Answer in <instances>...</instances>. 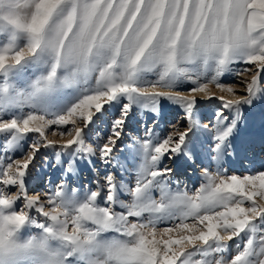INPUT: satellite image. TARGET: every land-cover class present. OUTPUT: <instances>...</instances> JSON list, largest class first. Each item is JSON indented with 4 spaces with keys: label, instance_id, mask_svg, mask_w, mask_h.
I'll return each mask as SVG.
<instances>
[{
    "label": "snow or ice",
    "instance_id": "1",
    "mask_svg": "<svg viewBox=\"0 0 264 264\" xmlns=\"http://www.w3.org/2000/svg\"><path fill=\"white\" fill-rule=\"evenodd\" d=\"M0 34L6 37L0 43V73L45 54L51 60L47 75L34 82L25 98L29 102L46 104L58 89L81 79L87 83L96 74L94 86L54 118L29 112L3 119L5 109L22 101L9 88L0 89V133L11 132L14 139L38 134L22 159L0 157V264H73V258L83 264H264V171L241 177L203 170L206 182L195 194L165 189L171 169L156 165L181 150L190 127L170 133L151 148L144 142L145 162L129 189L132 202L120 203L124 212L114 210L117 184L111 174L106 177V206L97 203L99 191L79 205L63 191L52 192L45 203L39 195H28L24 180L42 147L76 145L74 158L86 159L98 151L101 160L110 162L134 104L155 111L157 98L165 97L179 101L190 113L198 95L218 98L225 108L250 102L264 73V0H0ZM21 37L24 44L19 43ZM237 61L255 65L246 95L218 82ZM198 62H214L212 77L187 93L174 90V80L187 71L184 66ZM58 69L66 75L58 77ZM153 69L158 79L138 86L137 74ZM210 84L226 95L216 96ZM121 97L127 102L113 119L107 141L96 148L85 145L83 129L105 105ZM233 110L235 116L225 127L215 131L213 125L217 148L240 118L238 108ZM53 125L62 129L61 138L71 125L66 133L70 138L60 144L49 140L46 133ZM67 170H72L71 162ZM13 187L14 195L8 191ZM157 187L159 200L151 194ZM21 197L25 204L17 211ZM33 208L44 222L32 218ZM145 213L152 217L147 223L142 221ZM165 220L179 222L158 229L157 223ZM29 225L41 232L22 239L21 231ZM108 232L119 238H104ZM242 232L248 235L242 250L230 260L216 259ZM50 241L60 242V247L50 246Z\"/></svg>",
    "mask_w": 264,
    "mask_h": 264
},
{
    "label": "rangeland",
    "instance_id": "2",
    "mask_svg": "<svg viewBox=\"0 0 264 264\" xmlns=\"http://www.w3.org/2000/svg\"><path fill=\"white\" fill-rule=\"evenodd\" d=\"M5 40L6 37L0 34V43ZM19 43L24 44L25 39L21 37ZM50 66L51 60L45 54L39 60L30 59L26 64L11 69L7 74L0 73V89L9 88L18 94L22 101L17 106L5 109L3 119L19 118L29 112H38L48 118H54L66 112L78 101L85 89H91L95 84L96 74L93 73L87 83L81 79L58 89L46 104L36 100L27 101L25 98L32 92V85L41 76L47 75ZM184 67L187 69L185 75L178 76L173 82V87L176 91L187 93L188 90L195 88L197 83L207 82L214 73L215 65L214 62H209L207 66L203 62H198ZM255 70V65L237 61L230 65V70L226 71L218 82L225 86H234L237 95H246L244 89L250 82L251 75L255 74ZM65 75L64 69L57 70L58 77L62 78ZM156 79H158L157 70H142L137 74V85L143 86L144 82ZM209 87L216 96L226 95L215 84H210ZM126 102L121 97L118 101L105 105L104 109L93 117L89 126L83 129L82 142L94 148L103 145L111 133L113 119L119 116L120 108ZM234 108H238L240 118L232 134L217 148V141L213 139V125L217 126L215 131L225 127L235 116ZM217 113L220 115L218 116ZM224 117L227 119L220 124L219 121ZM71 127L68 125L63 129L65 135L61 138L62 129L53 125L47 130V137L49 140L58 141V144L64 143L70 138L66 133ZM189 127L190 131L181 145V150L171 158L164 156L156 165L157 168L171 169L164 184L167 191L195 194L197 189L206 182L202 174L203 170L241 177L264 171V73L259 76L257 90L250 102L228 108H225L218 98L203 99L199 95L190 113L179 101L165 97L157 98L155 111L143 107L142 103L134 104L124 122L121 136L114 146L113 159L108 163L100 159L98 151L86 159L74 158L77 151L76 145L68 148H62L59 145L42 147L35 154L24 177L27 193L29 196L39 195L42 202L46 203L47 196L52 192L63 191L66 199L72 200L73 205H79L87 200L91 192L99 191L97 203L100 206H106V177L111 174L115 177L117 184L118 203L114 206V210L124 212L126 209L122 208L120 203L132 202L129 189L135 186L138 173L145 162L144 142H147L151 148L170 133L184 131ZM37 138L36 133L17 135L15 139L11 132L0 133V157L7 156L10 160L22 159ZM69 162L72 164V170H67ZM60 186L63 188L60 189ZM8 191L14 195L17 190L13 187ZM151 194L154 199L159 200L161 191L158 187L153 188ZM24 204L25 200L21 197L15 204L16 210L19 211ZM29 212L38 223L44 222L45 218L35 208ZM131 219L133 222L137 221V218ZM149 219L152 217L147 213L142 217L145 223ZM178 222L160 221L157 223V228L163 230ZM187 222L191 223V221ZM260 227H264V224ZM40 232V229L29 225L22 229L21 238L39 235ZM103 237L119 238L118 234L113 232L105 233ZM247 239V232H242L238 237L228 241L225 252L216 254L215 258L223 257L225 260H230L238 250H242ZM50 246L60 247V242L50 241ZM194 258L200 257L197 255ZM73 264H83V262L73 258Z\"/></svg>",
    "mask_w": 264,
    "mask_h": 264
}]
</instances>
